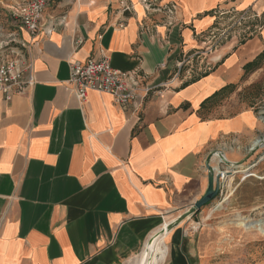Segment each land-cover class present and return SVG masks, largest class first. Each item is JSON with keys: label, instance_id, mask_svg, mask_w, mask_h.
Masks as SVG:
<instances>
[{"label": "crops", "instance_id": "0c3cea01", "mask_svg": "<svg viewBox=\"0 0 264 264\" xmlns=\"http://www.w3.org/2000/svg\"><path fill=\"white\" fill-rule=\"evenodd\" d=\"M160 4L174 11H146L139 0H48L35 34L17 24L32 83L9 100L0 91V264H125L164 224L159 264H225L209 258L264 249L261 235L231 229L228 214L212 213L202 227L191 211L207 189L206 161L224 167L220 153L239 175L225 202L250 185L264 220V170L251 156L264 155V112L224 114L233 92L200 109L222 87L252 83L259 68L243 66L264 49V0ZM238 15L249 19L234 25ZM225 29L227 40L211 49L208 35ZM103 55L138 73L125 108L98 91L79 100L68 85L71 62Z\"/></svg>", "mask_w": 264, "mask_h": 264}, {"label": "built area", "instance_id": "2783aa9c", "mask_svg": "<svg viewBox=\"0 0 264 264\" xmlns=\"http://www.w3.org/2000/svg\"><path fill=\"white\" fill-rule=\"evenodd\" d=\"M161 1L139 0L146 11L160 9H165L170 13L174 11L175 5H162L160 4ZM47 2L48 0H23L10 6V12L21 27L30 34H35L39 30L41 13ZM244 16L238 15L237 17L242 19ZM208 37H210V47H214L222 41L221 38L225 39V33L222 32L215 37L212 32ZM18 44L12 34L0 40V91L5 100H9L14 93L23 92L32 83L31 77L25 76L26 68L19 61L20 49ZM21 45L23 47V44ZM68 85L79 100H84L89 91H98L110 94L114 102L121 108L127 107L140 89L136 71L115 69L111 66L109 58L104 55L98 58H87L82 62H71ZM148 91L149 89H146V92ZM217 158L219 164L224 165V167L216 169L213 178L214 181L217 180L221 183V190L225 188V181L231 174L233 175L235 169L232 166L225 167L223 155H217Z\"/></svg>", "mask_w": 264, "mask_h": 264}, {"label": "rangeland", "instance_id": "374dc122", "mask_svg": "<svg viewBox=\"0 0 264 264\" xmlns=\"http://www.w3.org/2000/svg\"><path fill=\"white\" fill-rule=\"evenodd\" d=\"M15 0H0V40L7 37V35L15 32L18 22L12 17L10 12V4ZM17 2H15L16 4ZM14 4V5H15ZM249 19L248 16H244L242 19H238L237 16L231 19L230 22H234V25L243 24V22ZM232 27V26H231ZM237 27V26H236ZM232 31V30H230ZM229 29H225V39L220 43L211 47V49L216 48L224 40L228 38ZM216 36H219L223 31L217 32L212 31ZM218 33V34H217ZM211 37V36H210ZM209 37V38H210ZM214 37V38H215ZM242 37V35H241ZM213 38V39H214ZM259 69L252 74L253 81L249 83V80L245 79L243 82L237 84L236 89L229 96L231 97L230 104L226 105L223 109V113H233L242 108L254 107L259 108L264 112V56L261 60ZM215 113L208 112L204 117L212 116ZM260 148L257 151H253L251 154L255 158V161H259L258 165L264 170V155L260 154ZM252 172V169L249 170ZM248 170H246V173ZM255 175H259L255 173ZM239 175L237 174L234 178V173L229 184V178L225 181V188L221 189V183L217 182L218 191L216 196L211 199L207 204L202 206L199 210V219L201 220L202 227L213 221V217L210 216L214 214H228L231 220V229L242 233V231H252L261 235L262 244L264 245V220H257V212H254L249 203V198L253 194V187L250 185H241L233 194L230 196L232 200L225 202V197L232 193V186L238 182ZM253 183L255 180L254 176L249 178ZM259 181V180H258ZM215 183V182H214ZM262 194L264 196V185ZM211 207H213L211 210ZM141 251V249L135 253L131 258L125 262L129 264ZM208 258V255H205ZM225 259V264H264V249H225V251L218 252L214 257L209 259Z\"/></svg>", "mask_w": 264, "mask_h": 264}, {"label": "bare ground", "instance_id": "6f19581e", "mask_svg": "<svg viewBox=\"0 0 264 264\" xmlns=\"http://www.w3.org/2000/svg\"><path fill=\"white\" fill-rule=\"evenodd\" d=\"M255 144H258V142H255ZM232 176L231 174L229 177V184ZM167 231L168 229L165 224L157 229L148 239L145 249L139 252L131 264H159L167 252L165 243Z\"/></svg>", "mask_w": 264, "mask_h": 264}, {"label": "trees", "instance_id": "16d2710c", "mask_svg": "<svg viewBox=\"0 0 264 264\" xmlns=\"http://www.w3.org/2000/svg\"><path fill=\"white\" fill-rule=\"evenodd\" d=\"M264 56V49L250 62L246 63L244 66H243V69H244V72L245 74L258 68L260 66V63H261V60ZM192 80H195V79H191ZM187 84L184 83V85ZM235 89V85L233 84H229V85H226L224 87H222L221 89L215 91L213 94H211L208 98H206L202 103H201V113H204V109L206 108V105L209 104V103H213L219 99H221L222 97L228 95L229 93L233 92V90Z\"/></svg>", "mask_w": 264, "mask_h": 264}, {"label": "water", "instance_id": "95a60500", "mask_svg": "<svg viewBox=\"0 0 264 264\" xmlns=\"http://www.w3.org/2000/svg\"><path fill=\"white\" fill-rule=\"evenodd\" d=\"M264 119V118H263ZM219 156H222V154H218ZM224 162L226 163L227 161L224 158ZM205 167L207 170V189L203 196L194 203V205L191 207V211H199L202 206L207 204L211 199H213L218 191V185H217V180L214 181L213 175L214 171L216 170L214 166H211L208 162V160L205 163ZM215 182V183H214Z\"/></svg>", "mask_w": 264, "mask_h": 264}]
</instances>
